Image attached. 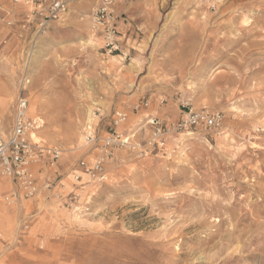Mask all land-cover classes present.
<instances>
[{
    "label": "rangeland",
    "instance_id": "obj_1",
    "mask_svg": "<svg viewBox=\"0 0 264 264\" xmlns=\"http://www.w3.org/2000/svg\"><path fill=\"white\" fill-rule=\"evenodd\" d=\"M142 2L146 18L123 62L93 34L55 44L54 24L40 36L0 37L3 136L26 73L30 114L45 123L33 140L62 153L55 168L34 167L40 184L59 175L54 191L9 204L13 185L0 182V264H264V0ZM204 108L223 113L221 132L171 133L147 157L119 151L105 183L74 181L78 161L97 154L84 141L97 110L102 135L123 110L122 129L144 142L150 117Z\"/></svg>",
    "mask_w": 264,
    "mask_h": 264
},
{
    "label": "built area",
    "instance_id": "obj_2",
    "mask_svg": "<svg viewBox=\"0 0 264 264\" xmlns=\"http://www.w3.org/2000/svg\"><path fill=\"white\" fill-rule=\"evenodd\" d=\"M130 0H97L90 14L93 33L100 38V50L108 55L121 54L122 41L119 29L120 15L118 5ZM224 0H210L211 8L215 9ZM20 0H13L11 4L0 2V29L11 32L21 30L33 36H40L47 32L56 22L61 21L69 11L68 0H25L26 10L19 14L15 6ZM30 80L26 73L18 80L17 92L12 103V126L7 136H3L0 127V180L11 182L13 188L6 195L5 201L14 204L22 199L37 198L43 191H54L58 186V176H47L42 184L39 183L34 172L35 165L45 162L51 168L61 158V151L46 146L42 141L36 142L32 134L38 133L45 125L41 116L31 115L29 112L28 86ZM150 100L140 102L134 106L135 111L147 108ZM185 109V106H183ZM95 120L102 116L96 111ZM127 114L117 110L104 135L99 132L97 125L88 124L84 130L85 144L96 156L92 161L83 158L78 161L72 171L73 179L80 183L86 175L94 184H102L108 180L106 166L118 161L119 151L136 153L139 157H147L155 151H161L166 146L167 137L171 133H219L223 130L225 117L220 111L209 109L184 110L174 121L160 117H150L147 124L152 128L151 136L144 142L136 140L135 133H126L122 128L127 122ZM101 119V118H100ZM56 173V170L54 171ZM60 198L61 194H55ZM76 198H70V201ZM69 207L78 209L74 202Z\"/></svg>",
    "mask_w": 264,
    "mask_h": 264
},
{
    "label": "crops",
    "instance_id": "obj_3",
    "mask_svg": "<svg viewBox=\"0 0 264 264\" xmlns=\"http://www.w3.org/2000/svg\"><path fill=\"white\" fill-rule=\"evenodd\" d=\"M142 1L143 0H138L129 5L124 3H120L118 5V13L121 17L119 29L122 41L121 54H118V56H121L124 59L128 57L131 50H134V47L130 46V42L132 41L131 38L134 33L133 30L138 27V22L141 23V20L146 18V13L142 10ZM94 2L95 0H84L81 2L72 1L69 5V13H67L61 21L56 22L53 25L47 34V37L54 38L53 42L55 44H64L79 42L81 40H85L87 42L89 36L93 34L100 44V38L93 33L88 17V13L90 12ZM25 10L26 8L24 5L23 8L16 9L19 13H23ZM10 34L11 33H9L6 29H0L1 38L6 39L10 36ZM127 45H129L130 48H127ZM5 100H7V98H5ZM1 181L2 180H0V182ZM0 186L2 187L3 184L1 183Z\"/></svg>",
    "mask_w": 264,
    "mask_h": 264
},
{
    "label": "bare ground",
    "instance_id": "obj_4",
    "mask_svg": "<svg viewBox=\"0 0 264 264\" xmlns=\"http://www.w3.org/2000/svg\"><path fill=\"white\" fill-rule=\"evenodd\" d=\"M90 38V37H89ZM88 41L89 42H92L93 41V39L91 40V39H88ZM111 58L113 59V60H115V61H119V62H123L124 61V58L123 57H121V56H118V55H115V56H111ZM29 112H30V106H29ZM35 112V111H34ZM94 121V119H93V116H90V122H93ZM32 139H34V140H39V137H38V135L36 134V133H34V134H32ZM84 178H87L88 180H89V178L86 176V175H84ZM90 181V180H89Z\"/></svg>",
    "mask_w": 264,
    "mask_h": 264
}]
</instances>
